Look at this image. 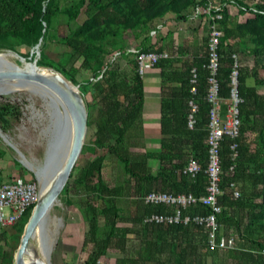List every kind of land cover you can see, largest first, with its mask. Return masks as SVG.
<instances>
[{
  "label": "trees",
  "instance_id": "1",
  "mask_svg": "<svg viewBox=\"0 0 264 264\" xmlns=\"http://www.w3.org/2000/svg\"><path fill=\"white\" fill-rule=\"evenodd\" d=\"M207 1L221 6L222 18L217 22L223 31L216 75L219 97L229 98L231 55H238V51L228 45L230 41H236L238 48L248 52L244 55L254 57L256 63L252 68L240 63L239 134L235 140L223 137L219 144L221 195L218 205L221 212L217 223L219 234L234 240L233 249L228 250H211L208 229L195 222L174 225L144 222L151 215L175 211V207L144 204L143 198L148 193H185L197 199L205 194L211 109L206 102L208 36L202 39V51L183 63V74L177 85L166 86L161 70V138L160 152L156 154L143 151V81L137 71L136 55L125 52L128 45L134 43L133 48L138 52L160 53L151 44L153 21L172 14L176 21L185 22L202 3L197 0H0V53L16 52L20 47L34 49L41 40L38 66L55 69L79 87L88 108V129H95L97 149L107 152L106 156L94 155L77 163L69 178L73 179V184L68 180L59 197L67 206L74 204L72 191L85 197L79 214L87 224L82 242L86 257L80 264H105L102 259L109 253L119 255L113 264H264V93L257 90V87L264 88V80L259 78L256 68V58H264V0H253L251 4H246L247 0ZM228 5L235 6L242 15L247 14L246 21L235 23L228 13ZM80 15L84 19L78 22ZM203 18L209 26V18L205 15ZM60 24L66 33L63 36L56 34L55 26ZM55 39L66 49L58 61L44 53L47 42ZM118 51L122 52L119 59L125 61L122 69L109 63L111 55ZM20 57L28 59L24 54ZM34 58L35 55L31 60ZM167 63L162 60L155 67L163 68ZM193 68L197 72L193 99L198 108L194 126L189 129L188 101L192 98L190 72ZM85 74L91 77L84 79ZM249 78L254 79L253 86L247 85ZM93 106L95 116L91 111ZM20 118L17 104L10 101L0 104L3 133ZM233 144H236L235 159L230 149ZM85 150L84 144L82 156ZM4 155V150L0 149V160ZM107 156L118 165L121 174L119 182L113 185L103 177ZM191 160L199 165L194 176L183 173ZM150 161L159 162L156 172L149 165ZM25 173L22 170L20 176ZM231 183L239 191L238 198L232 197ZM33 207L10 228L13 234L8 235L9 229L0 228L1 258L13 259ZM210 212L209 207L196 202L183 214L193 218ZM101 219L102 226L99 225Z\"/></svg>",
  "mask_w": 264,
  "mask_h": 264
},
{
  "label": "built area",
  "instance_id": "2",
  "mask_svg": "<svg viewBox=\"0 0 264 264\" xmlns=\"http://www.w3.org/2000/svg\"><path fill=\"white\" fill-rule=\"evenodd\" d=\"M202 5L194 8L192 19L199 16H207L210 21L208 30L207 56L209 71L208 76V94L206 102L211 105L209 112V133L207 139L208 160L205 169V174L208 179V184L205 189V194L200 198H195L192 194L179 193L176 195L151 192L144 196L143 202L146 205L158 206L165 205L175 207L172 214L151 215L144 222L156 224H187L195 222L197 225L204 226L209 231L208 245L211 250H228L233 249L234 240L231 237H224L219 234L220 226L217 223V215L221 212V207L218 205V197L221 195L219 187L221 165H220V141L223 137H228L235 140L239 134V111L238 104L241 99L238 94V78L240 71V59L236 53L231 55L232 68L229 75L230 80V95L227 99V105L224 112H220L221 102L223 101L218 95V82L216 79L219 66V46L223 38V31L218 28L217 22L221 20L220 4H214L207 0H197ZM156 35L155 29H152L150 36ZM126 53L135 54L137 61V71L142 76L147 70L154 68L160 61L167 60L169 54L166 52H138L135 48L125 49ZM122 52L118 51L111 55L109 59L110 65L115 63ZM190 93L192 98L188 101L190 113L187 118V126L192 129L195 123L194 114L197 112V103L193 99L196 95L197 72L193 68L190 72ZM101 76L98 77L100 79ZM92 80V79H91ZM232 159L237 157L236 144L231 146ZM199 171L197 162L191 160L185 167L183 173L194 176ZM233 198L239 197V191L234 183L229 185ZM39 198V185L32 182L15 180L0 184V228L8 229L17 224L24 214L32 208ZM200 202L202 205L210 208V213L206 216H194L190 218L184 215L183 211L190 206Z\"/></svg>",
  "mask_w": 264,
  "mask_h": 264
},
{
  "label": "rangeland",
  "instance_id": "3",
  "mask_svg": "<svg viewBox=\"0 0 264 264\" xmlns=\"http://www.w3.org/2000/svg\"><path fill=\"white\" fill-rule=\"evenodd\" d=\"M250 1L247 0L246 4L254 2L253 0ZM83 19L84 16L80 15L78 22H81ZM55 29L58 36L66 34L62 24L59 26L56 25ZM206 36H208V32ZM55 41L56 39L47 42L44 53L50 59L58 61L66 49ZM6 52L21 58L26 63H32L31 58L35 55L34 59H36V64L38 65L37 60L40 58V47L38 49L20 47L16 49V52L4 51L2 53ZM20 54H24L28 59L20 57ZM119 58L115 63H112V67L118 69L125 67V63ZM12 62L18 63V61ZM78 64L76 65L78 66ZM90 77V74L84 75V79ZM5 101H10L20 107L21 118L7 133L2 132L6 136V142L0 138V149L5 152L3 159L0 160V184L22 180L40 185L35 177L34 171L32 172L26 168L22 164V161L27 167L28 163H30L34 169L41 168L49 143L59 136V127L63 124V116L57 113L56 105L45 96H42L37 90L31 92L19 91L12 94L0 95V104ZM91 111L95 116L96 107L93 106ZM94 132L95 129L93 127L87 130L84 143L86 145V152L83 153V156L80 155L77 163L83 158H92L94 155H107L106 150L97 149L94 142ZM20 153L26 161L22 160ZM29 168L31 167L29 166ZM22 170L26 171V173L20 176ZM120 175L118 165L115 164L112 158L107 156L103 167L105 181L109 185L116 184L119 182ZM69 183L72 185L73 179L69 180ZM70 196L74 204L67 206L60 199L49 213L44 224L43 235L48 246L52 249L50 257L51 264H80L86 257V253L82 251V242L87 231V224L81 220L79 214L80 207L84 205L85 197L83 195L77 196L73 191ZM99 225H103L102 219L99 221ZM8 229L6 233L8 235L13 234L14 231L10 228ZM35 245L36 240L32 241V246ZM58 246L59 248L57 249ZM5 250H9V248H5ZM14 255L13 259L0 257V264H14ZM117 257H119L118 254L109 253L102 259V262L105 264H113Z\"/></svg>",
  "mask_w": 264,
  "mask_h": 264
},
{
  "label": "water",
  "instance_id": "4",
  "mask_svg": "<svg viewBox=\"0 0 264 264\" xmlns=\"http://www.w3.org/2000/svg\"><path fill=\"white\" fill-rule=\"evenodd\" d=\"M40 42L35 46L36 49ZM26 65L23 68L18 65H0V87L14 86L15 91L38 87L51 93L63 110V124L59 127V136L49 143L41 168L34 171L37 181L42 182L39 185V198L24 226L13 261L14 264H51L52 249L44 238L43 228L81 155L88 130V108L79 87L60 72L38 66L36 59ZM0 138L6 142L1 130ZM20 156L26 161L21 153ZM22 164L33 172L29 168L32 166L30 163L28 167L23 161ZM34 240L36 245L32 246Z\"/></svg>",
  "mask_w": 264,
  "mask_h": 264
},
{
  "label": "crops",
  "instance_id": "5",
  "mask_svg": "<svg viewBox=\"0 0 264 264\" xmlns=\"http://www.w3.org/2000/svg\"><path fill=\"white\" fill-rule=\"evenodd\" d=\"M250 1V0H249ZM251 2V1H250ZM251 4V3H248ZM227 10L229 15L236 23H244L247 19V14L242 15L233 5H228ZM193 11L189 19L185 22H178L172 14H168L163 18L153 21L152 26L156 31V35L151 37V44L158 48L160 52L169 54L168 63L164 67H154L147 70L142 76L143 81V107H142V131L144 135L143 151L156 154L160 152V103H161V87H162V72L166 79V86H175L179 83L182 73V65L185 61L192 60L203 49L201 44L203 37L206 36L209 26H207L204 16L192 19ZM229 46L238 51L240 63L242 66L252 68L255 63V58L243 49L238 48L236 41H230ZM134 47V43L128 45V48ZM202 48V49H201ZM125 63L124 60L120 59ZM257 72L259 78L264 80V58H256ZM260 62V63H259ZM248 86L254 85V79L247 80ZM260 94L264 93L263 87H257ZM227 100H223L220 106V112H224ZM149 165L154 172L159 169V162L150 161Z\"/></svg>",
  "mask_w": 264,
  "mask_h": 264
},
{
  "label": "bare ground",
  "instance_id": "6",
  "mask_svg": "<svg viewBox=\"0 0 264 264\" xmlns=\"http://www.w3.org/2000/svg\"><path fill=\"white\" fill-rule=\"evenodd\" d=\"M221 26V25H220ZM208 31V30H207ZM12 58V61H18V63H13L12 61L10 62ZM38 61V60H37ZM0 65H3V66H8V65H11L12 67L13 66H19L21 68L23 67H27L26 65V62L23 61L21 58L17 57V56H14L12 54H10L9 52H6V53H0ZM16 89L14 88V86H7V85H4L2 87H0V95H3V94H12V93H16V92H19V91H15ZM33 90H37L39 93H41L42 96H45L46 98H48L52 103H54L57 107V113L61 114L63 116V110L61 108V106L58 105V101L57 99L49 92L41 89V88H38V87H26L24 90H21V91H27V92H31ZM59 114V115H60ZM33 171H36V169H34L32 166L31 168ZM40 186L42 185V182L40 181L39 182ZM37 240V239H36ZM27 260H28V256L25 255Z\"/></svg>",
  "mask_w": 264,
  "mask_h": 264
}]
</instances>
